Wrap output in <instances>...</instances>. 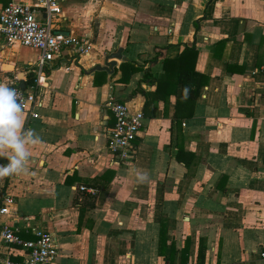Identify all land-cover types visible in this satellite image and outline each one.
<instances>
[{
  "label": "crops",
  "instance_id": "1",
  "mask_svg": "<svg viewBox=\"0 0 264 264\" xmlns=\"http://www.w3.org/2000/svg\"><path fill=\"white\" fill-rule=\"evenodd\" d=\"M11 1L34 2L0 11ZM59 2L54 30L92 50L46 64L38 116L24 113L40 143L0 178V205L14 200L0 219L24 240L49 231L47 264H264V0ZM186 47L194 57L178 60ZM117 49L111 72L92 70ZM38 55L0 35V83L28 89ZM188 70L191 99L177 82ZM111 101L144 115L131 160L108 149Z\"/></svg>",
  "mask_w": 264,
  "mask_h": 264
},
{
  "label": "built area",
  "instance_id": "2",
  "mask_svg": "<svg viewBox=\"0 0 264 264\" xmlns=\"http://www.w3.org/2000/svg\"><path fill=\"white\" fill-rule=\"evenodd\" d=\"M62 16L59 0L11 1L0 11V35L6 43L39 50L36 61L29 69L32 83L28 89L15 82L10 84L23 102L24 113L31 117L38 116L32 111V105L36 103L46 64L66 47L72 48L78 55H86L92 50L88 38L54 30L55 18ZM108 107L114 117V123L108 129V149L119 161L131 160L135 152L134 141L142 129L144 115L140 110L131 111L124 102L111 101ZM13 204L12 197L4 196L0 216L9 214ZM17 232L16 227L0 219V264H47L56 256L57 245L49 231L35 229L33 240H24ZM16 247L22 251L19 260L12 258Z\"/></svg>",
  "mask_w": 264,
  "mask_h": 264
},
{
  "label": "clouds",
  "instance_id": "3",
  "mask_svg": "<svg viewBox=\"0 0 264 264\" xmlns=\"http://www.w3.org/2000/svg\"><path fill=\"white\" fill-rule=\"evenodd\" d=\"M24 125L19 94L6 83H0V157L8 160L7 164H0V178L25 171L31 155L29 147L40 143L36 132Z\"/></svg>",
  "mask_w": 264,
  "mask_h": 264
},
{
  "label": "trees",
  "instance_id": "4",
  "mask_svg": "<svg viewBox=\"0 0 264 264\" xmlns=\"http://www.w3.org/2000/svg\"><path fill=\"white\" fill-rule=\"evenodd\" d=\"M195 53L196 52H195L193 47H186L184 49V52L179 56L178 60H181V59H183L185 57H188V56L194 57ZM183 73H185L184 76H182L181 73H178V75H177V82H181V84H182L181 92H182V94H184L186 87H189V86L195 87L192 92L188 93L189 96H190V99H191V97L195 98V96L198 94V90H199V86L200 85L199 84H195V83H191V78H192L191 75L192 76L196 75V73L192 72L191 70L185 71ZM146 78L148 79V81H150V79H149L150 75L149 74H146ZM152 81L157 82V86H156L157 90H160L161 89V87H160V79L153 78ZM31 83H32V77H29V79L26 81V84L30 85ZM138 91H140V89H138ZM140 92H142V91H140ZM194 98H192V99H194Z\"/></svg>",
  "mask_w": 264,
  "mask_h": 264
},
{
  "label": "water",
  "instance_id": "5",
  "mask_svg": "<svg viewBox=\"0 0 264 264\" xmlns=\"http://www.w3.org/2000/svg\"><path fill=\"white\" fill-rule=\"evenodd\" d=\"M120 53H121L120 49H117L116 52H111V53L106 52L105 59H104V66L96 65L94 68H92V70H94V69H102V70H106V71H110L111 72V69H112L113 65L115 64V62L112 61V60H109V59H111V58L123 59ZM21 86H24V85L21 84Z\"/></svg>",
  "mask_w": 264,
  "mask_h": 264
}]
</instances>
